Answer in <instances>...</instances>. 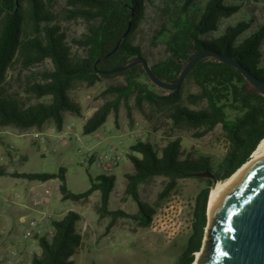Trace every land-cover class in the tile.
<instances>
[{"label":"trees","instance_id":"obj_1","mask_svg":"<svg viewBox=\"0 0 264 264\" xmlns=\"http://www.w3.org/2000/svg\"><path fill=\"white\" fill-rule=\"evenodd\" d=\"M53 0H0V128L20 130L42 129L54 121L62 130L66 112L80 113L79 105L70 97L76 84L93 86L103 78L123 76L125 83L110 86L108 92L119 98L134 96L139 108L148 102L157 112H163L178 131H190L202 137L221 125L228 148L223 159L215 163L211 156L186 154L178 137L157 149L149 140H139L128 153L133 172L127 173L126 192L138 204L136 214L110 210L111 195L116 185L115 175L91 178V187L80 193L67 186L65 169L58 173H8L0 168V176L46 182L59 179L62 199L87 202L96 191L101 192L98 212L110 215L112 221L128 217L139 226H150L163 201L177 189L179 181L199 178L206 182L195 198L191 234L176 264H192L202 248L208 224V206L213 180L198 176L211 172L224 181L247 163L264 139V94L237 67L214 55L200 60L173 90L156 88L143 80H151L142 63L124 71L102 74L143 57L154 74L169 84H175L184 67L201 49L212 50L239 61L244 68L264 81V23L255 28L253 21L243 19L220 29L224 19L240 12L241 5L229 0H205L200 15L194 10L200 0H182L177 11H169L154 36L163 43L166 55L151 63L138 40L148 15V0H66L63 9L67 20L82 19L87 24L79 38L68 40L67 32L57 21ZM131 21V27L128 31ZM118 49L97 65V60L111 52L126 33ZM152 81V80H151ZM192 81L196 92L185 93ZM49 97L48 101L40 99ZM117 104L105 102L83 126L86 134L98 131ZM167 179L159 202L151 205L141 200L140 186L150 179ZM82 214L68 211L63 218L52 220L51 235H36L42 248L32 264H74L73 257L83 244L78 229Z\"/></svg>","mask_w":264,"mask_h":264},{"label":"rangeland","instance_id":"obj_2","mask_svg":"<svg viewBox=\"0 0 264 264\" xmlns=\"http://www.w3.org/2000/svg\"><path fill=\"white\" fill-rule=\"evenodd\" d=\"M200 1L194 9L198 15L203 11L205 0ZM65 2L66 0H53L52 7L58 14L57 21L62 24L68 40L72 42L86 30L87 24L82 19L67 20L63 11ZM229 2L241 5L240 12L224 19L220 29L211 33L210 37L219 35L226 26L243 19L252 20V28L264 23V0ZM181 3L182 0H148L147 21L137 33L136 40L143 45L151 63L165 57V45L155 43L154 36L167 19L168 12L177 11ZM143 80L153 83L145 77ZM124 83L123 76H116L103 78L93 86L76 84L70 91V97L79 105L80 113L66 112L62 130L57 129L54 121H49L42 129L1 127L0 168L8 173H58L63 168L67 186L75 193L88 190L91 178L102 174L115 175L116 185L111 195L110 210L121 209L129 214H136L139 207L126 192V175L134 170L128 153L131 146L139 140H149L159 149L179 137L186 154L208 155L215 163L223 159L228 142L221 125L202 137H195L190 131H178L172 127L163 112L155 111L148 102H144L142 108H139L133 95L119 98L117 93L108 92L110 86ZM156 88L160 87L156 85ZM196 91V85L189 81L185 93ZM40 100L48 101L49 97ZM105 102L116 103L117 113L113 110L98 131L84 133L85 122ZM166 182L165 177L157 176L142 184L139 189L141 200L151 205L158 203ZM60 184L59 179L44 183L11 175L0 176V264H32L33 257L41 253L38 239L35 236H25L27 224L22 223L20 218L24 215L29 220L40 218L41 214L32 208V200L38 193L44 194L47 189L50 190L47 208L54 215L44 221L47 225L42 226V235H51L52 220L63 218L68 211L82 214L78 229L83 235V244L73 257L74 264L177 263L191 234L190 228L174 240L167 241L149 226L141 227L136 220L128 217H118L109 227L112 217H101L98 212L100 191L94 192L87 202L65 201L60 193ZM205 186L206 182L199 178L181 179L177 189L160 201L159 209L172 194L179 193L187 200L189 219L196 195ZM212 224L208 216L206 229ZM196 254L194 263L200 264L205 252L199 261H196Z\"/></svg>","mask_w":264,"mask_h":264},{"label":"water","instance_id":"obj_3","mask_svg":"<svg viewBox=\"0 0 264 264\" xmlns=\"http://www.w3.org/2000/svg\"><path fill=\"white\" fill-rule=\"evenodd\" d=\"M130 27L131 21L128 31ZM128 31L111 52L97 60L96 65L118 49ZM208 55H214L221 61L237 67L264 94V81L249 72L239 61L208 49H201L191 58L175 84L158 78L143 57L133 58L128 63L110 70L99 71L102 74L116 73L142 63L154 84L173 90L178 88L191 69ZM197 175L213 180L211 196L219 182L218 179L208 171ZM212 222V226L205 232L201 248L205 254L200 264H264V159L257 162L225 196L215 209Z\"/></svg>","mask_w":264,"mask_h":264},{"label":"built area","instance_id":"obj_4","mask_svg":"<svg viewBox=\"0 0 264 264\" xmlns=\"http://www.w3.org/2000/svg\"><path fill=\"white\" fill-rule=\"evenodd\" d=\"M50 190L47 189L44 194L38 193L32 200V208L41 214L38 219L29 220L28 217L21 216L20 221L27 224L26 237L42 235V223L53 218V213L48 211ZM187 200L179 193L172 194L165 204L153 216L150 229L157 234H161L167 241L174 240L179 234L192 227L193 216L188 219Z\"/></svg>","mask_w":264,"mask_h":264},{"label":"bare ground","instance_id":"obj_5","mask_svg":"<svg viewBox=\"0 0 264 264\" xmlns=\"http://www.w3.org/2000/svg\"><path fill=\"white\" fill-rule=\"evenodd\" d=\"M264 159V139L260 142L257 149L253 153L251 159L245 163L236 173L230 178L219 181L213 194L209 199L208 216L213 221V213L225 196L233 190L237 183L248 173V171L259 161ZM202 251L197 252L196 261H199L202 256Z\"/></svg>","mask_w":264,"mask_h":264},{"label":"crops","instance_id":"obj_6","mask_svg":"<svg viewBox=\"0 0 264 264\" xmlns=\"http://www.w3.org/2000/svg\"><path fill=\"white\" fill-rule=\"evenodd\" d=\"M44 183H45V182H44ZM49 201H50V199H49ZM45 224L47 225V223H44V222H43V223H42V226H45Z\"/></svg>","mask_w":264,"mask_h":264}]
</instances>
